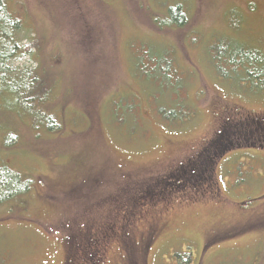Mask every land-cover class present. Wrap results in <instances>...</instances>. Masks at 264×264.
<instances>
[{"label": "rangeland", "instance_id": "obj_1", "mask_svg": "<svg viewBox=\"0 0 264 264\" xmlns=\"http://www.w3.org/2000/svg\"><path fill=\"white\" fill-rule=\"evenodd\" d=\"M7 5L35 45L13 64L45 63L57 123L0 115V167L24 183L0 264H264V87L224 59L264 52V0ZM209 140L212 194L187 199L166 174Z\"/></svg>", "mask_w": 264, "mask_h": 264}, {"label": "trees", "instance_id": "obj_2", "mask_svg": "<svg viewBox=\"0 0 264 264\" xmlns=\"http://www.w3.org/2000/svg\"><path fill=\"white\" fill-rule=\"evenodd\" d=\"M9 12L7 0H0V115H8L5 111L6 109L18 108L25 111L26 115L34 120L38 126L51 128L50 123H57L52 116L55 102H50L49 100V96H51L49 93L52 92L55 83L50 81V75H45L46 65L44 62L39 66L38 61L35 60L37 67L34 68L14 66L13 63L18 58L26 56L31 58L35 52V45L31 40H28L25 44H20V33L23 32L21 29L22 23L16 13ZM247 51L239 58L224 57V59L231 68L237 69V67L241 66L248 73V76L254 75L250 79H261V85L264 87V52L261 51L257 54L254 50ZM244 62L248 66L241 65ZM246 69H249L250 72L246 71ZM259 84L258 88H260ZM40 111H44V114H40ZM249 118L251 121H253V118H259V121L254 120L255 128L252 131L259 134L264 133V114L260 116L250 115ZM221 131L222 133H217L216 135L219 137L224 136L223 130ZM262 143L264 144V141ZM220 152L215 146V142L209 140L202 145L198 152H195L190 161L183 163L187 172L175 169L174 172L169 171L166 177L173 181L171 183L173 186L178 184L180 186L179 190L182 188L180 194L189 195L187 199L189 197H194L195 199L204 197L205 192L212 194V184L208 178L212 174L215 165L211 159L216 157L217 153L221 155L222 153ZM0 172L3 173L0 175L1 204L3 200L10 199L21 193L19 186L24 183L18 174L11 175L12 180L5 178L6 176L10 177V170L4 167H0ZM183 174H187L186 179Z\"/></svg>", "mask_w": 264, "mask_h": 264}]
</instances>
